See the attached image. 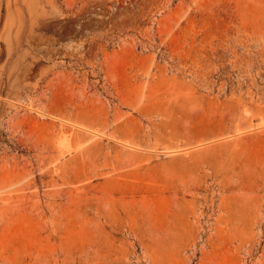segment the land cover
<instances>
[{"label":"rangeland","instance_id":"rangeland-1","mask_svg":"<svg viewBox=\"0 0 264 264\" xmlns=\"http://www.w3.org/2000/svg\"><path fill=\"white\" fill-rule=\"evenodd\" d=\"M0 264H264V0H0Z\"/></svg>","mask_w":264,"mask_h":264}]
</instances>
